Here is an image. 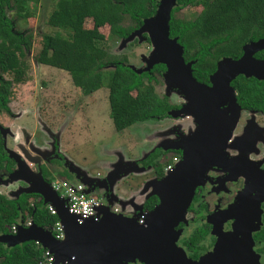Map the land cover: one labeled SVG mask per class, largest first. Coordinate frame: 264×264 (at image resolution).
I'll use <instances>...</instances> for the list:
<instances>
[{
  "label": "trees",
  "instance_id": "16d2710c",
  "mask_svg": "<svg viewBox=\"0 0 264 264\" xmlns=\"http://www.w3.org/2000/svg\"><path fill=\"white\" fill-rule=\"evenodd\" d=\"M36 3L37 0H0V112L9 109L12 95V78L5 76L13 77L16 83L24 78L25 50L32 45V34L23 33L19 26L34 15L31 8ZM176 4L170 14L169 36L176 37L183 47L185 62H194L192 74L200 83L209 84V76L222 58L238 59L245 44L264 39V0H176ZM154 6V0H58L47 25L63 34L44 35L36 57L37 63L68 73L84 95L107 88L110 118L119 133L164 116L171 108L167 98L155 90L157 76L162 79L166 68L156 64L149 72L137 74L127 57L109 55L100 29L107 26L109 35L121 41L154 14ZM182 10L193 16L186 18ZM86 20L91 21L92 28L84 27ZM142 36L150 44L148 35ZM254 58L264 61V50ZM231 86L241 106H264L260 102L264 81L240 75ZM173 158L166 160L165 169L173 167ZM15 169V161L4 149L0 128V175L7 177ZM157 174L163 175V171L159 168ZM157 202L153 196L143 203V208L152 209ZM57 221L39 195L8 197L0 193V235L12 234L11 228L20 223L51 229ZM45 251L35 242L14 247L0 243V264H47Z\"/></svg>",
  "mask_w": 264,
  "mask_h": 264
},
{
  "label": "water",
  "instance_id": "95a60500",
  "mask_svg": "<svg viewBox=\"0 0 264 264\" xmlns=\"http://www.w3.org/2000/svg\"><path fill=\"white\" fill-rule=\"evenodd\" d=\"M176 5V0H159L155 14L145 18L140 28L121 40L124 47L135 38L139 42L145 40L142 36L144 33L148 35L153 50L146 60V66L139 70L130 66L131 69L140 74L149 72L156 64H163L166 70L162 79L167 85L166 88L175 91L185 101L179 110L169 112V115L175 118L190 116L195 123H200L192 137L185 140L186 143L168 141L166 144L169 143V146L163 147L165 150L182 148L183 157L166 171L161 180L154 179L146 183L145 187L149 190L146 199L156 196L158 204L148 211V214L143 212V203L133 205V209L138 213L137 217H144L140 224L138 218L110 212L107 205H112L114 202L111 201L115 200V197L106 192L100 207V219L78 223L76 218L68 213L64 201L44 179L39 161L32 159L36 168V173H33L22 158L8 151L6 153L15 161L16 169L7 176V180H21L30 185L20 189L15 197L22 193L36 194L45 205L55 208L57 218L64 228V238L58 240L50 230L33 223L28 227L20 223L14 234L0 235V243L14 247L26 242H35L53 255L52 264H130L136 259L144 264H214L213 261L210 262V257L204 259V262H191L181 254V250L177 252L171 249L175 247L173 242L177 235L174 228L184 219L196 187L204 182L207 169L215 165V161H220L224 155V145L238 117L239 108L231 82L240 75L264 81V61L254 58L256 53L264 50V39L245 44L238 59L222 58L218 61L215 72L209 76V85L200 83L192 74L194 62H185L183 47L176 37L169 36L170 14ZM228 101L234 109L236 108L231 119L225 114L222 115V107ZM221 119L225 121L224 125L227 122L228 124L224 129L213 131L209 126L210 122ZM116 165L119 167L109 171L102 182H94L79 172L75 176L87 185L86 193H90L110 182L115 183L121 173H131L134 168L144 170V167H139L136 162H118ZM238 221L235 222L233 240H238L243 247H246V243L249 246L251 231L243 226L244 220ZM252 222L253 219L248 223ZM165 246H170V250L162 248ZM167 252L174 254L175 259H165L161 262L160 256Z\"/></svg>",
  "mask_w": 264,
  "mask_h": 264
},
{
  "label": "rangeland",
  "instance_id": "374dc122",
  "mask_svg": "<svg viewBox=\"0 0 264 264\" xmlns=\"http://www.w3.org/2000/svg\"><path fill=\"white\" fill-rule=\"evenodd\" d=\"M57 1L37 0L36 5L31 8L34 15L20 23L23 33L32 34V45L25 55L26 71L23 80L16 83L13 77L5 76L9 80L12 78L13 84L9 111L0 113L4 149L7 153L9 151L22 158L33 173H36V168L32 159L36 158L44 166L55 159L59 163H54V170L49 168L53 170L50 177L54 181L65 179L72 183H82L71 175L79 172L94 182H102L109 171L119 167L116 165L118 162H136L141 167L139 160L144 159L155 148L164 147L170 138L163 129L172 121L149 119L119 133L110 118L107 88L102 87L91 95H84L68 73L37 63L42 37L63 34L61 30L47 25V19ZM154 2L155 14L159 0ZM181 14L186 18L193 16V13L184 10ZM84 27L92 28L91 21L86 20ZM100 32L105 37L103 45L111 57H127L130 66L136 70L146 66V60L153 50L151 44L145 40L139 42L135 38L123 47L119 39L109 35L107 26L101 28ZM157 80L155 90L159 96L168 97L173 103L184 101L175 91H169L160 77L157 76ZM178 124L191 132L189 120L178 121ZM23 131L30 135L27 146L23 142ZM231 135L232 132L228 140ZM188 136L187 134L185 137ZM59 154L63 159L58 157ZM172 158L169 156V159ZM177 162L176 160L173 166ZM63 165L68 169L75 167V170L70 174L62 169V176L54 172ZM150 177L151 166L144 167V170L134 168L131 173H121L115 183L110 182L100 190L96 189L93 195L102 201L103 193L109 192L115 197L111 201L114 203L107 205L110 212L116 209L119 214H132V218H138L133 205H141L146 200L149 190L145 185L151 181ZM28 187L30 185L21 180L10 181L6 176L0 175V193L8 197H14L20 189ZM230 234L233 237V231Z\"/></svg>",
  "mask_w": 264,
  "mask_h": 264
},
{
  "label": "flooded vegetation",
  "instance_id": "af4514ba",
  "mask_svg": "<svg viewBox=\"0 0 264 264\" xmlns=\"http://www.w3.org/2000/svg\"><path fill=\"white\" fill-rule=\"evenodd\" d=\"M25 53H27V50H25ZM232 89L239 107L237 108L238 117L231 131L232 137L230 136V139L224 145L223 157L207 169L204 182L196 187L192 201L184 216L185 220L180 221L174 228L177 233L173 242L176 248L171 247V249L177 252L181 250L182 255L189 261L196 263L204 262V259L210 257V262L213 261L214 264H264V106L256 108L241 106L237 97L238 93L233 87ZM166 98L171 108L166 111L164 116H158L156 119L159 121H172L170 124L165 125L163 129L166 130L165 135L169 136L171 142L184 141L186 143L185 140L192 137V132L199 127L200 123H195L190 116L171 117L169 112L179 110L185 104V101L179 100L173 103L168 97ZM260 102H264V96H260ZM222 110L224 111L222 115L225 114L231 119L236 108L234 109L228 101L224 104ZM185 120L191 122V132H187L178 124V121ZM224 123L225 121L222 119L213 120L209 126L214 131L215 129H224L228 122L225 125ZM187 134L189 136L185 137ZM22 136L23 142H25L24 145L27 146L30 135L23 131ZM165 146H169V143ZM153 156H156V158L154 159ZM169 156H176V160L179 162L183 157V149L165 150L163 147L160 149L155 148L144 159L139 160V164L141 167L151 166V180H161L166 175L164 164ZM58 157L63 159L61 154ZM54 163L59 162L53 159L48 162V166H44L43 163L40 165L44 170L45 176L43 177L49 184L54 180L50 176L46 177V175L54 170ZM145 163H148L147 166ZM49 168L53 170H49ZM159 168L163 171V175L157 174ZM62 169L71 174L75 167L68 169L63 165L60 170L54 172H58L62 176ZM71 175L76 177L73 173ZM103 195L105 196L106 192ZM152 197L150 196L144 202ZM158 202L154 204V207ZM152 209L143 208V212L148 214V211ZM136 215L138 216L137 212ZM131 216L132 214L129 217ZM241 219L245 221L243 226L251 231V240L249 246L246 243V247L241 246L239 241L233 240L230 235L235 228L234 222ZM252 219L253 222L248 223ZM229 235L230 238H228ZM221 237L224 238L220 239ZM165 247L162 248L170 250V246ZM249 252L251 256H249ZM165 259L174 260L175 255L167 252L159 258L161 262ZM130 264L144 263L136 259Z\"/></svg>",
  "mask_w": 264,
  "mask_h": 264
},
{
  "label": "built area",
  "instance_id": "2783aa9c",
  "mask_svg": "<svg viewBox=\"0 0 264 264\" xmlns=\"http://www.w3.org/2000/svg\"><path fill=\"white\" fill-rule=\"evenodd\" d=\"M173 161H176L173 158ZM172 167L167 166L165 169L170 170ZM51 188L58 195V197L64 201V204L67 208V211L70 215H73L76 218L78 223H84L89 220L98 221L101 217L100 207L102 201L93 195V193H86V186L82 183H72L67 180H62L60 182L53 181L51 182ZM48 213L51 216L57 217V211L50 205H46ZM113 213H118L116 209L113 210ZM139 223L141 224L144 220L143 216L138 218ZM30 223L28 222L25 227H28ZM12 234L17 230V226H13ZM51 231L52 235L58 239L62 240L64 238V228L60 221H57L55 225L48 229ZM37 244V243H36ZM39 245V244H38ZM44 256L47 258V264L53 263V255L47 250L44 253Z\"/></svg>",
  "mask_w": 264,
  "mask_h": 264
},
{
  "label": "crops",
  "instance_id": "0c3cea01",
  "mask_svg": "<svg viewBox=\"0 0 264 264\" xmlns=\"http://www.w3.org/2000/svg\"><path fill=\"white\" fill-rule=\"evenodd\" d=\"M91 193H94L93 191Z\"/></svg>",
  "mask_w": 264,
  "mask_h": 264
}]
</instances>
